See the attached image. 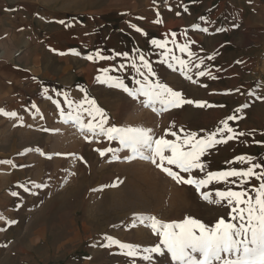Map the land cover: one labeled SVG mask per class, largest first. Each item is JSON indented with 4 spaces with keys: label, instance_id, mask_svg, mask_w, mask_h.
Returning <instances> with one entry per match:
<instances>
[{
    "label": "rangeland",
    "instance_id": "374dc122",
    "mask_svg": "<svg viewBox=\"0 0 264 264\" xmlns=\"http://www.w3.org/2000/svg\"><path fill=\"white\" fill-rule=\"evenodd\" d=\"M204 1L211 3L208 15L218 12L238 26L243 24L241 11L248 19L250 11L264 8V0ZM255 18L257 22L261 19ZM254 28L249 46L251 64L244 71H236L238 78H234L236 72L231 67L234 57L226 51L213 55L212 61L206 59L214 51L210 42L204 44L199 58L204 64L200 68L186 65L191 74L204 71L205 76L197 81L192 78L186 82L191 87L174 91L213 107L193 104L161 111L157 104L154 111L144 106L143 97L128 98L117 93L118 88L108 89L104 107L112 117V126L151 129L153 138L164 136L177 143L192 132L197 133L196 139L211 133L221 139L223 132L225 142L213 146L201 158L207 168L193 173L197 179L206 178L207 171L246 169V161L235 160L239 155H250L264 163V104L254 100L263 83L259 74L264 77V29ZM161 61H168L162 51L154 60L159 70L154 81L164 83L165 74L171 71L168 63ZM229 116L236 118L229 120ZM225 123L233 133L227 132ZM41 131V126L31 124L24 137L0 145V161L11 162L0 163V203L9 198V205L0 209V255L5 254L10 264H145L121 254L115 245L104 246L105 237L139 247L155 246L159 237L145 226L147 221L141 223L136 217H154L159 224L181 223L187 218L208 226H214L220 218L235 223L230 221L234 213L225 201L209 203L203 199L204 194L212 193L210 198L216 200V190L239 191L235 177H229L228 182L213 180L198 193L193 186L177 184L149 160H128L130 153L126 150L107 151L120 148L117 141L107 137H92L78 129H73L74 134L64 131L52 136ZM172 131L175 137L166 135ZM240 132L245 135L239 137ZM228 135L233 139L227 140ZM181 175L186 179L188 174ZM259 183L255 177L248 178L245 189L258 188ZM36 184L45 186L38 189ZM249 195L255 193L249 190ZM152 264H171L170 257H155Z\"/></svg>",
    "mask_w": 264,
    "mask_h": 264
},
{
    "label": "crops",
    "instance_id": "0c3cea01",
    "mask_svg": "<svg viewBox=\"0 0 264 264\" xmlns=\"http://www.w3.org/2000/svg\"><path fill=\"white\" fill-rule=\"evenodd\" d=\"M209 6L211 3L204 0H0V145L24 137L31 124L41 126V133L50 136L79 130L73 123L63 122L53 103L58 100L67 113L64 93L75 102L85 97L94 100L95 107L108 118L106 126H112V117L104 107L108 102L105 90L115 89L109 85L116 83V77L130 90L138 87L136 80L142 77L132 65L135 63L140 71H145L137 58L140 54L156 72L159 70L154 60L161 51L166 55L172 67L167 65L171 72L165 74L164 84L173 90L187 86L186 82L192 78L199 79L198 73L191 74L186 65L194 64L193 68H197L207 42L214 46L212 55L226 51L234 57L231 61L234 72L248 69L249 46L255 36L252 31L254 26L264 29V8L250 11L248 19L244 16L246 12L241 11L243 24L238 26L218 12L216 16L208 15ZM256 16L261 18L259 22ZM132 25L141 32H136ZM204 27L209 29L207 33L195 30ZM153 39L165 47L153 46ZM184 45L187 51L181 52ZM96 51L113 59L85 58L89 54L95 57ZM115 53L129 56L123 58ZM181 60L185 62L183 71ZM105 68L108 71H102ZM239 76L237 72L234 74V78ZM259 78L263 83L254 100L264 104V77L259 74ZM45 88L49 91L44 92ZM117 93L128 97L122 90ZM33 104L37 107L32 108ZM72 108L75 115V103ZM87 108L86 102L84 109ZM12 112L18 118L10 119ZM82 117L86 125L89 120L86 111H82ZM5 205H9V198L2 199L0 209ZM0 264H10L5 254L0 255Z\"/></svg>",
    "mask_w": 264,
    "mask_h": 264
},
{
    "label": "snow or ice",
    "instance_id": "6c2138e0",
    "mask_svg": "<svg viewBox=\"0 0 264 264\" xmlns=\"http://www.w3.org/2000/svg\"><path fill=\"white\" fill-rule=\"evenodd\" d=\"M131 27L136 32H141V29L135 25ZM195 30L205 33L209 31L207 27ZM151 44L161 49L165 47L163 43L156 39L151 40ZM180 51H187V45L182 46ZM72 52L77 56L80 55L76 50H72ZM115 55L123 58L129 56L128 53H115ZM188 55L191 56L192 53L188 52ZM85 58L90 61L94 58L101 60L113 59V57L102 55L99 51L95 52V57L89 54ZM137 58L140 65L145 69L142 72L135 63L132 65L138 76L142 77V79L136 80L138 87L130 90L120 77H116V83L109 85L110 87L118 88L134 99L143 97L142 103L144 106L152 107L154 111L157 104L161 106V111L193 104L198 108L214 106L207 102L183 98L180 91H174L166 84L150 79L156 76L153 66L145 59L144 55L140 54ZM206 59L212 61L214 56L209 55ZM166 62L168 67L171 68V61H161V63ZM203 64L204 60L201 59L196 67L200 68ZM180 67L183 71L185 62L182 60L180 61ZM102 71H108V69L105 68ZM198 75L203 77L205 72L199 71ZM211 78L216 79L215 76ZM96 79L99 80L100 78L97 77ZM43 91L48 92L49 90L45 88ZM249 94L251 95V93ZM56 95L60 96L61 93L57 91ZM63 95L64 103L69 108L67 113H65L58 100L53 101L60 111L63 122L73 123L81 133H88L92 137L103 136L109 140L117 141L120 148L116 150L108 149L109 152L126 150L130 153L128 160L135 158L149 160L177 184L193 186L198 193L213 180L228 182L229 177H235L239 181V191H234L232 188L223 191L216 190L214 193L216 200L210 198L212 193L203 195V199L209 203L225 201L231 206V212L234 215L230 217V221H235V223L226 222L224 218H220L214 226H208L197 219L187 218L181 223L159 224L154 217H136L134 219L139 220L141 223L147 221L145 226L151 228L152 232L159 237V242L155 246L139 247L133 244L121 243L111 236L105 237L107 244L104 246L111 247L115 245L121 250V254L133 260H142L145 264H152L155 257L164 255L170 257L171 264H264V170L254 171L255 169H264V163L256 162L255 158L250 155H239L235 160L237 162L246 161L249 165L246 169L237 170L232 168L230 171H207L206 178L197 179L193 173L205 171L207 168L206 163L201 158L208 153L210 148L225 142L223 132L220 133L221 139L214 138L216 133H211L206 138L196 139L197 133L195 132L188 134L179 143L165 139L164 136L155 139L151 135V129L106 126L108 118L103 110L95 107L94 100H88L85 97V99L75 102L69 100L66 93ZM48 98L51 99V97ZM86 102L88 108L84 109ZM74 103L76 104L75 115L72 108ZM36 107L35 104L32 105V108ZM94 107L95 113L92 111ZM82 111H86L89 117L86 125L83 122ZM96 113H98L99 118H97ZM0 114H2V110H0ZM9 118H18L17 113H10ZM235 118L234 116L228 117L229 120ZM224 128L228 133H233V129L227 123L224 124ZM167 134L176 136L174 131ZM244 135V132L238 134L239 137ZM177 139L179 140V137ZM232 139L233 135L227 136V140ZM89 142L91 141L89 140ZM165 153L169 154L166 155ZM100 155L104 156L105 152L100 151ZM0 163L11 162L0 161ZM173 168L179 171H174ZM181 174H188L187 178L185 179ZM252 177L260 181L259 187L245 189L248 178ZM231 183H236V181ZM44 186L43 184L35 185L38 189ZM249 190L253 191L255 195L250 196ZM25 191L32 194L31 189L27 187H25ZM12 195L16 196L17 193L12 192ZM246 196L248 199H243ZM242 204L246 207H240ZM11 223H14V221Z\"/></svg>",
    "mask_w": 264,
    "mask_h": 264
},
{
    "label": "bare ground",
    "instance_id": "6f19581e",
    "mask_svg": "<svg viewBox=\"0 0 264 264\" xmlns=\"http://www.w3.org/2000/svg\"><path fill=\"white\" fill-rule=\"evenodd\" d=\"M143 188V187H142ZM138 189V188H137ZM140 196H141V194H140ZM129 199V198H128ZM134 201V200H133ZM128 202V201H127ZM134 203V202H133ZM137 204V203H136ZM118 207V206H117ZM142 212V211H141Z\"/></svg>",
    "mask_w": 264,
    "mask_h": 264
}]
</instances>
